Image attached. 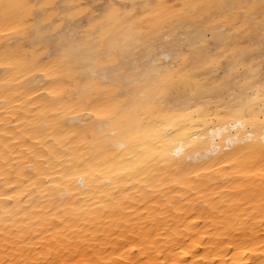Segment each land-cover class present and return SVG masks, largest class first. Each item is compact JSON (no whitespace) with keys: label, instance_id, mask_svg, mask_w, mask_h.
Listing matches in <instances>:
<instances>
[{"label":"bare ground","instance_id":"1","mask_svg":"<svg viewBox=\"0 0 264 264\" xmlns=\"http://www.w3.org/2000/svg\"><path fill=\"white\" fill-rule=\"evenodd\" d=\"M62 2L73 4L81 0ZM122 2L179 5L205 0ZM256 19L258 21L259 17ZM5 33L6 30L0 28V65L4 63L2 46L9 38ZM89 38L102 40L103 36L90 33L85 39ZM218 50H212L217 71L226 67L223 57L215 56ZM38 55H43V50ZM158 55L165 61L171 58L180 77L192 73L194 83L209 75V66L193 69L187 47L176 52L164 48ZM255 59L259 60V56ZM17 72L28 75L22 68ZM197 72L200 75L195 74ZM55 77V72L48 73L47 78ZM78 87H82V82L73 75L59 86L37 88L41 100L33 99V93L28 92L20 101L6 104L4 73L0 67V260L5 259V238L11 235L15 247L8 252L7 259H24L31 264H136L137 261L157 264V257L160 264L165 261L167 264H264V227L261 226L264 222V172L260 164L252 166L259 159L258 148L252 151L253 145L245 148L234 144V150L228 151V141L236 136L235 130L226 128L220 120L202 121L196 116L192 118L191 131L205 137L209 149L214 140L217 146L222 143L224 147L219 152L212 150L197 157L199 150L188 152L187 145L178 139L174 146H162L164 152L172 154L167 160L157 157L154 166L136 175L131 170L125 171L130 167L127 159L102 162L104 157L118 150L113 145L96 157L101 161L99 166L96 161H90L91 167H78V161L104 148L100 145L94 149L86 143L88 138L83 133L78 140H71L72 135L81 132L82 124L91 123L86 120L88 115L98 112L101 117L104 115L101 105L87 108L79 102ZM20 91L9 88V96ZM52 92L65 96L54 107L47 99ZM29 99L32 103H28ZM183 99L182 94L176 92L167 103L176 105ZM218 99L212 97L210 102ZM123 100L124 97H117L110 103ZM34 105L42 106L32 111ZM21 111L24 115L17 120ZM53 111H61L60 117L51 116ZM211 112L215 116L216 108ZM166 113L167 108L164 113L149 110L143 119L154 120ZM78 117L82 119L77 122ZM33 128L44 130L34 135ZM29 137L28 143L21 142ZM149 148H152L151 143ZM160 150L161 147L156 148ZM177 152L179 156L175 155ZM53 153L54 159L64 157V175L60 174L58 163L54 164L56 170L37 163ZM124 155L127 157V152ZM188 156L192 157L191 163H187ZM29 168L33 172L38 169V174L32 175ZM193 168L199 173L197 179L191 178ZM100 172L104 175L96 180ZM156 172L160 175L153 176ZM81 173L88 174L83 182ZM13 175L19 178L11 179ZM164 176L168 179H163ZM42 180L48 183H41ZM114 191L119 192L116 198H113ZM63 193L67 196L61 195ZM150 196L156 198L150 199Z\"/></svg>","mask_w":264,"mask_h":264},{"label":"snow or ice","instance_id":"2","mask_svg":"<svg viewBox=\"0 0 264 264\" xmlns=\"http://www.w3.org/2000/svg\"><path fill=\"white\" fill-rule=\"evenodd\" d=\"M0 28L6 30L9 37L2 46L4 63L0 65L4 73L6 104L20 101L28 92L33 93V99L41 100L37 88L59 86L74 75L82 82V87H78L79 102L87 108L102 106L104 115L101 117L99 112L88 115L86 120L91 123L82 124L81 132L71 137L76 141L83 133L88 138L86 143L94 149L104 145L102 151L90 153L86 159L78 161V167H91L90 161H96L99 166L101 161L96 157L113 145L118 150L104 157L102 162L127 159L130 167L125 171L131 170L136 175L154 166L157 157L167 160L172 154L164 152L162 146H174L178 139L187 145L188 152L199 150L197 157L212 150L219 152L224 147L222 143L217 146L214 140L209 149L206 138L191 131L192 118L198 116L202 121L220 120L226 128L235 130L236 136L228 141V151L234 150V144L245 148L253 145L252 151L258 148L260 156L252 166L260 164L264 172V0L258 3L256 0H205L179 5L128 4L122 0H81L73 4L62 0L50 3L0 0ZM90 33L102 35L103 39L86 40ZM185 47L191 54L193 69L209 66L205 80L194 83L192 73L180 77L172 59L165 61L158 55L164 48L176 52ZM213 48L219 49L215 56L223 57L226 66L219 71ZM41 50L43 55H38ZM257 56L259 60L255 59ZM19 68L28 75L17 72ZM49 72H55L56 77L47 78ZM9 88L21 91L9 96ZM176 92L182 94L183 101L169 105L167 101L172 100ZM117 97H124V100L110 103ZM212 97L219 99L213 103L210 102ZM47 99L54 107L65 96L52 92ZM28 103H32V99ZM41 106L34 105L32 111ZM213 107L216 108L215 116L211 112ZM166 108L168 113L154 120L143 119L149 110L164 113ZM61 111H53L50 115L59 118ZM22 115L24 112H19L16 119ZM80 119L78 117L77 122ZM43 130L33 128L32 131L39 135ZM30 139L21 142L28 143ZM157 147L161 150L156 151ZM219 154L225 156V153ZM54 155H46L37 163H45L52 170H56L54 164L58 163L60 174L64 175V157L54 159ZM175 155L179 156V152ZM191 161L192 157L188 156L187 163ZM28 171L38 174V169L33 172L29 168ZM191 171V178L197 179L199 173L194 168ZM87 175L81 173V182ZM102 175L104 173L100 172L95 179L99 180ZM32 190L35 191V187ZM61 195L67 196L66 193ZM118 195V191L113 192V198ZM155 198L150 196V199ZM261 226L264 227V222ZM14 247L13 237L6 236L5 259L0 260V264H31L24 259H7ZM157 264H160L159 257Z\"/></svg>","mask_w":264,"mask_h":264}]
</instances>
